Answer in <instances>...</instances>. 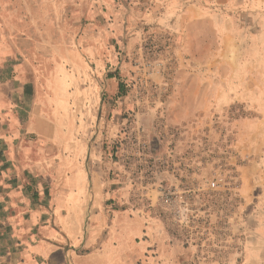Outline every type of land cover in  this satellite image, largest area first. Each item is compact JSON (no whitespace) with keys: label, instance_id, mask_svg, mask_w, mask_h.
Wrapping results in <instances>:
<instances>
[{"label":"rangeland","instance_id":"374dc122","mask_svg":"<svg viewBox=\"0 0 264 264\" xmlns=\"http://www.w3.org/2000/svg\"><path fill=\"white\" fill-rule=\"evenodd\" d=\"M0 42L19 46L42 83L74 75L77 56L84 62L73 90L101 95L85 138L91 159L111 161L113 182L126 120L163 151L162 109L195 185L223 174L235 188L238 196L200 197L214 228L189 237L133 210L128 188L114 182L118 206L159 221L154 236L167 232L176 243L167 264H264V0H0ZM151 249L148 262L134 253L132 264H157Z\"/></svg>","mask_w":264,"mask_h":264},{"label":"crops","instance_id":"0c3cea01","mask_svg":"<svg viewBox=\"0 0 264 264\" xmlns=\"http://www.w3.org/2000/svg\"><path fill=\"white\" fill-rule=\"evenodd\" d=\"M22 55L0 42V264H132L134 253L149 259L153 242L167 264L176 243L154 236L159 221L118 206L111 161L91 159L85 134L102 99L73 90L84 62L42 83Z\"/></svg>","mask_w":264,"mask_h":264},{"label":"built area","instance_id":"2783aa9c","mask_svg":"<svg viewBox=\"0 0 264 264\" xmlns=\"http://www.w3.org/2000/svg\"><path fill=\"white\" fill-rule=\"evenodd\" d=\"M143 100L153 102L155 97L147 95ZM156 116L155 131L163 151L155 154L143 129L135 121L126 120L131 131L119 142L112 170L114 182L128 188L136 208L133 210L157 215L177 231H188L189 237L214 228L208 219L210 209L199 202L200 197L238 196L235 188L223 174L208 178L204 186H196L194 166L176 149L179 129L168 122L164 110L158 109Z\"/></svg>","mask_w":264,"mask_h":264},{"label":"trees","instance_id":"16d2710c","mask_svg":"<svg viewBox=\"0 0 264 264\" xmlns=\"http://www.w3.org/2000/svg\"><path fill=\"white\" fill-rule=\"evenodd\" d=\"M122 88H123V85H122V83H121V84L119 85L120 92H121Z\"/></svg>","mask_w":264,"mask_h":264}]
</instances>
